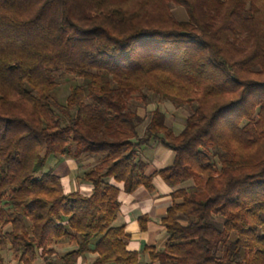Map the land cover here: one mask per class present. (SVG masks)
I'll use <instances>...</instances> for the list:
<instances>
[{"label": "trees", "instance_id": "trees-1", "mask_svg": "<svg viewBox=\"0 0 264 264\" xmlns=\"http://www.w3.org/2000/svg\"><path fill=\"white\" fill-rule=\"evenodd\" d=\"M59 74L80 79L63 104ZM151 96L188 109L179 132L159 109L141 129L128 102ZM157 148L173 157L152 169ZM51 157L94 160L77 177L89 194L65 190ZM154 178L170 189L166 239L130 250L118 197L154 192ZM64 240L75 248L57 254ZM6 251L18 264H264V0H0V264Z\"/></svg>", "mask_w": 264, "mask_h": 264}, {"label": "crops", "instance_id": "crops-1", "mask_svg": "<svg viewBox=\"0 0 264 264\" xmlns=\"http://www.w3.org/2000/svg\"><path fill=\"white\" fill-rule=\"evenodd\" d=\"M182 128V127H181ZM173 157V153L169 150L157 148L150 151L146 158L150 163V168L160 169L167 166ZM72 164L76 162L69 160ZM63 163H59V169L55 170V174L61 177L63 183L64 174L60 172ZM155 190L152 193H148L142 189L132 193L126 194L122 190L119 194L120 209L112 222V226H123L126 234L129 235L127 241V248L134 251H141L143 246H154L156 248L161 247L165 242L166 235L163 227L159 221L165 214L166 209L171 205L169 198L170 189L166 187L159 178H154L153 181ZM82 194H89L90 186L77 182V189ZM141 216H147L148 222L146 224V231H140L138 218ZM75 248V244L68 241H62L61 243L53 246V250L57 254H64ZM7 255L10 253L6 251ZM95 255L89 253L83 258L79 259V263L85 264L86 262L93 260ZM3 264H15L16 261L12 259V256L5 258ZM12 259V260H11ZM11 260V261H10ZM143 263H145L146 257L142 256ZM18 264V263H17ZM35 264H45L40 259Z\"/></svg>", "mask_w": 264, "mask_h": 264}, {"label": "rangeland", "instance_id": "rangeland-1", "mask_svg": "<svg viewBox=\"0 0 264 264\" xmlns=\"http://www.w3.org/2000/svg\"><path fill=\"white\" fill-rule=\"evenodd\" d=\"M171 10L176 19L186 20L187 16L183 8L171 5ZM56 80L58 82V86L57 89L54 91L53 96L58 101V103L63 104L64 98L69 93L70 87L79 84L80 79L68 74H59ZM128 106L131 110H135L138 116L141 117L143 121L141 124V129L147 124L150 113L154 109H159L161 112H163L166 115L167 123L173 128L175 132H179V130L183 126L184 119L188 114L187 108L175 107L168 101H165L158 96H151L148 98V100L133 99L128 102ZM87 162L88 161L79 164L77 163L72 164L69 161V159H64V158L58 159L51 157L49 159L48 164L53 169L58 170L59 163H63L62 164L63 167H61L62 170H60V172L64 174V176H62L64 177L63 186L65 190L73 191L77 189V177L81 175L83 170L91 166L94 163V160H90L89 163ZM217 220H220L222 222V219L220 217L214 219L213 222ZM216 224L220 227V223H216ZM234 239H235V235L231 234L230 240H234ZM10 256L7 255V253H4L5 258Z\"/></svg>", "mask_w": 264, "mask_h": 264}]
</instances>
